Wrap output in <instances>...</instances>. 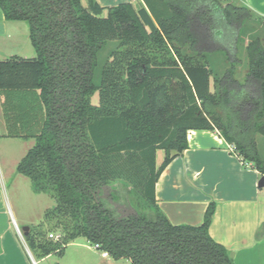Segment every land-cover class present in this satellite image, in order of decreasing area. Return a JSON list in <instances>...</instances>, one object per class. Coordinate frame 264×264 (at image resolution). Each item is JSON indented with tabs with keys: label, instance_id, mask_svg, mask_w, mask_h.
Segmentation results:
<instances>
[{
	"label": "trees",
	"instance_id": "obj_1",
	"mask_svg": "<svg viewBox=\"0 0 264 264\" xmlns=\"http://www.w3.org/2000/svg\"><path fill=\"white\" fill-rule=\"evenodd\" d=\"M141 1L0 0L7 20L28 23L36 52L0 59L8 136L35 139L17 172L56 202L25 240L38 258L63 256L83 237L132 264H235L210 234L216 203L201 225H175L157 204L156 184L189 147V130H218L264 176V40L247 30L264 28V18L231 1ZM112 40L118 45L101 63ZM115 182L131 185L134 213L101 197Z\"/></svg>",
	"mask_w": 264,
	"mask_h": 264
},
{
	"label": "crops",
	"instance_id": "obj_2",
	"mask_svg": "<svg viewBox=\"0 0 264 264\" xmlns=\"http://www.w3.org/2000/svg\"><path fill=\"white\" fill-rule=\"evenodd\" d=\"M82 1L86 6V0ZM96 1L104 7L134 1L142 3L141 0ZM240 1L256 17L264 18V0ZM15 55H36L30 41L29 25L26 21L7 20L0 8V59ZM3 101L0 94V146L23 140L24 151L0 149V264H39L57 255L36 257L25 237L21 239L18 235V215H21L17 201L22 196L16 192L25 182L16 172L17 165L35 144V139L8 136ZM187 137L189 147L165 168L158 179V206L173 224L198 226L204 222L209 204L215 202L216 210L210 226L213 239L230 251L235 264H264V176L251 163L244 162L218 130H189ZM257 139L264 142L259 136ZM164 158L165 151L158 150L157 166ZM24 188L29 202L33 203L40 193H36L28 181ZM108 190L110 194L115 193L119 197L116 202L122 204L120 197L125 194L110 185ZM21 219L23 229L37 225H29L27 219ZM104 253L87 241L75 240L59 257L61 264H132L129 259H114Z\"/></svg>",
	"mask_w": 264,
	"mask_h": 264
},
{
	"label": "rangeland",
	"instance_id": "obj_3",
	"mask_svg": "<svg viewBox=\"0 0 264 264\" xmlns=\"http://www.w3.org/2000/svg\"><path fill=\"white\" fill-rule=\"evenodd\" d=\"M228 1H231L233 3H238V4H241V1L240 0H223L224 3L228 2ZM135 6L139 7L140 6V2L138 1H134L133 3ZM256 24V26H255ZM253 25V28H247V30L249 29L252 34H257V35H260V37L264 40V28L260 25H258L257 23H254L252 24ZM250 31L247 32L248 34L245 35L243 41L240 43L239 45V52H238V56L239 58L241 59V64L239 66H237V77H239L240 79L243 78L244 76V73L246 72L247 70V56H246V45L247 43L249 42L250 40ZM118 45V41L116 40H112V41H109V43L100 51L99 53V59H100V62L102 63L110 54V52L115 49ZM223 55V54H222ZM25 58H30L32 56H23ZM224 57V56H223ZM226 61V60H225ZM215 67H216V70L218 72L221 71V73L224 71V66L222 65V62L221 60L218 58L216 59L215 61ZM92 103L93 104H98L99 103V93L96 92L93 97H92ZM261 136H259V139L261 140ZM17 142L14 143V142H6L5 144L1 145L0 146V149L3 147V148H6L8 150H11V148L14 150H16L17 148L20 149V150H23L24 151V146L22 143L23 140H15ZM260 142V141H259ZM28 143H31L28 142ZM22 144V145H21ZM18 145V146H17ZM260 145H261V148L264 149V142H260ZM28 152V151H27ZM26 155V154H25ZM17 172V171H16ZM18 173V172H17ZM20 174V173H18ZM20 179H22L23 181H25L23 183V185L21 186V189L17 190L16 192H19L21 193V196L22 198H20V200H18L17 202V207L19 208V212H20V215H18V222H19V226H20V231L21 233L18 232V235L20 236L21 239L24 238V232H23V223H22V219L21 218H25L27 219L30 223V224H39L43 218H44V214H45V210L46 208L48 207H52L55 205V200L53 198H51L49 195L47 194H44V193H40L36 198V199H33L32 202L33 203H30L29 202V195L27 192L24 193V186L25 184L27 183V181L29 183L32 184L31 182V179L20 174ZM113 186L119 190L120 192H122L124 195V197H120V199L122 200L121 203H118L119 205H122L125 209L128 210V212H135L133 207L131 205H129V201L131 202L132 198L130 195H128V190H131V185L130 184H126V185H123L121 184V182H115L113 184ZM109 192V190H108ZM23 193V194H22ZM35 194H33L34 196ZM135 197V195H133ZM114 206V205H113ZM116 207V206H114ZM121 209V214H125L124 211H122L123 209ZM77 241H81V242H85L87 241L85 238L83 237H80L78 239H76ZM88 242V241H87ZM39 264H61V260H60V257L59 256H53L52 258H49L43 262H39Z\"/></svg>",
	"mask_w": 264,
	"mask_h": 264
},
{
	"label": "water",
	"instance_id": "obj_4",
	"mask_svg": "<svg viewBox=\"0 0 264 264\" xmlns=\"http://www.w3.org/2000/svg\"><path fill=\"white\" fill-rule=\"evenodd\" d=\"M103 189H104L103 197L108 198L109 201H110L111 203H113L114 206H116V208L118 209V211H119L120 213H122L120 208L123 209L122 211H124L125 214H131V213H134L133 211H132V212H131V211L128 212L127 209H125L122 205H119L118 202L114 201V200L110 197V193L108 192V185L103 186ZM23 230H24L25 232H27V231L29 230V227L26 226V227H24Z\"/></svg>",
	"mask_w": 264,
	"mask_h": 264
},
{
	"label": "built area",
	"instance_id": "obj_5",
	"mask_svg": "<svg viewBox=\"0 0 264 264\" xmlns=\"http://www.w3.org/2000/svg\"><path fill=\"white\" fill-rule=\"evenodd\" d=\"M233 149H234V148H233ZM18 232L21 233L20 229H18ZM21 234H22V233H21ZM49 237H50V238H57V236L54 235V234H50ZM95 247H96V246H95ZM96 248H97V247H96ZM104 255H109V254H108V252H105Z\"/></svg>",
	"mask_w": 264,
	"mask_h": 264
}]
</instances>
